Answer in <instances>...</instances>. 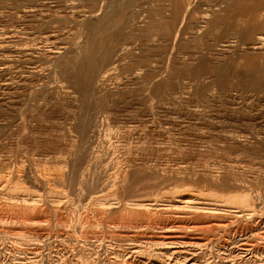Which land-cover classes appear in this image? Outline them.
Instances as JSON below:
<instances>
[{"label": "rangeland", "instance_id": "374dc122", "mask_svg": "<svg viewBox=\"0 0 264 264\" xmlns=\"http://www.w3.org/2000/svg\"><path fill=\"white\" fill-rule=\"evenodd\" d=\"M202 1L183 19L195 0H0V264H162L173 241L199 242L212 264L243 243L264 251V225L219 205L249 192L264 223V119L238 112L264 109V90L212 81L234 59L264 82V0ZM27 44L41 46L34 70L17 52ZM76 67L94 74L80 90ZM257 179L260 194L246 188ZM189 195L222 208V225L181 209Z\"/></svg>", "mask_w": 264, "mask_h": 264}, {"label": "bare ground", "instance_id": "6f19581e", "mask_svg": "<svg viewBox=\"0 0 264 264\" xmlns=\"http://www.w3.org/2000/svg\"><path fill=\"white\" fill-rule=\"evenodd\" d=\"M196 2H194V4H191L190 2H188V4L186 5L187 7L184 9V14H183V16H182V18L184 19H187L188 17H190V14H193V15H197V14H205V12L207 11V10H204V9H202L201 8V6H203V1L202 0H195ZM205 1V0H204ZM207 1V0H206ZM210 1V0H209ZM184 2V1H183ZM185 3H186V1H185ZM184 3V4H185ZM209 3V2H208ZM124 4V3H123ZM128 4V3H127ZM183 4V7L185 6ZM261 5V4H260ZM256 6H258V4L256 5ZM206 8H207V6H206ZM171 9H172V7H171ZM147 10V9H146ZM163 10V9H162ZM114 12V11H113ZM111 14H112V12H111ZM136 14H138V13H136ZM168 14H170V13H168ZM159 15V14H158ZM171 15V14H170ZM175 15V14H174ZM161 16H162V14H161ZM164 16V15H163ZM135 17V16H134ZM165 17V16H164ZM195 17V16H194ZM215 17V16H214ZM183 19H180V24H182V22H183ZM169 20V19H168ZM166 21V20H165ZM176 22V21H175ZM211 23V22H210ZM229 24H227L225 27H224V30H223V33L225 32V30H228L229 28H232V25L233 24H231L230 22H228ZM21 24V23H20ZM184 24V23H183ZM194 24V23H193ZM258 25L259 24H257V28H258ZM191 26V27H190ZM187 25V27L186 26H183V27H181V29H177L176 30V32H174V33H171V34H169V36L170 35H173V38L174 39H176L177 37H179L180 35H181V33H180V30H182L183 32L184 31H186L187 29H191L192 27H193V25ZM208 26H211V25H208ZM195 28H197V27H195ZM211 29V28H210ZM222 29V28H221ZM259 29L260 30H264V22L260 25V27H259ZM164 30V29H163ZM169 30V29H168ZM192 30V29H191ZM242 31V30H241ZM259 31V30H258ZM163 32V31H162ZM237 32V31H236ZM243 32V31H242ZM222 33V32H221ZM250 33V32H249ZM261 33H262V31H261ZM237 34V33H236ZM223 35V34H222ZM225 35V34H224ZM238 35H240V37H241V39H240V42L242 43V41H244V39L246 38V35L245 36H243L244 35V32H243V35L242 34H238ZM31 36V35H30ZM3 37V36H2ZM149 37H151V36H149ZM152 37H154V36H152ZM134 38H136V37H134ZM170 38V37H169ZM2 39V38H1ZM43 39V38H42ZM133 39V38H132ZM238 39H239V37H238ZM164 40V39H163ZM256 40H257V43H258V45H257V47H259V48H261V49H264V34H261V35H259L257 38H256ZM29 41H33L32 39H30ZM46 41H47V39H46ZM131 41V40H130ZM140 41V40H139ZM138 41V42H139ZM162 41V40H161ZM255 41V40H254ZM34 42V41H33ZM132 42V41H131ZM239 42V41H238ZM250 42V41H249ZM42 43V42H41ZM125 43V42H124ZM141 43L142 42H140V45H141ZM167 43V42H166ZM184 43H185V41H184ZM251 43V42H250ZM130 44V43H129ZM163 44V43H162ZM169 44V43H168ZM182 44V43H181ZM180 44V45H181ZM256 44V43H255ZM133 45V44H132ZM187 45V44H186ZM189 45V44H188ZM164 46V45H163ZM19 47V46H18ZM120 47V46H119ZM188 47V46H187ZM256 47V48H257ZM133 48V47H132ZM132 48H131V50H132ZM178 48H179V46H178ZM19 49V48H18ZM23 50H22V52H20V50H17V52H18V54H20V55H24L25 57L23 58L24 59V62H28L29 63V68L30 69H33L34 70V68H35V63H37V62H39L38 60H36L35 58L33 59V57H38L39 55H40V52H39V50L41 49V46H39L38 44H33V45H29V44H27V46H25L24 48H22ZM180 49V48H179ZM254 49V48H253ZM258 49V48H257ZM128 51V50H127ZM13 52V51H12ZM15 52V51H14ZM107 52V51H106ZM262 52V51H261ZM141 53H143L142 52V50H140V52L135 56V54L133 55V54H131L130 56L131 57H136L137 59H136V61L134 62V64L132 63V70L133 69H135V70H139V67L141 66V65H139L138 63V59H140L139 57H140V55H141ZM251 53V52H250ZM255 53H258L257 51L255 52ZM254 53V54H255ZM16 54V53H15ZM243 54V53H242ZM245 54H247V53H245ZM253 54V53H252ZM262 54V53H261ZM263 54H264V50H263ZM17 55V54H16ZM19 55V56H20ZM253 57H255L254 55H253ZM19 58V57H18ZM107 58V57H106ZM25 59H26V61H25ZM116 59V58H115ZM121 60V59H120ZM133 60V59H132ZM236 60H234V59H231V60H229V61H227V62H225L224 64H220V65H216L215 66V68H213L214 70V73H213V77H212V81H213V83H214V85L219 89V90H223V89H225L226 87H228L229 85H230V81H231V76H233L232 74H234L237 78H238V83H236V84H234L233 86L234 87H237V88H239L240 90H242V93L243 92H246L247 93V91L249 92V91H255V92H261L262 90H264V82L262 81V77L260 78V65H256V64H246V65H244V66H246V68L245 69H243V70H240V69H238V68H235L234 67V62H235ZM26 62V63H27ZM38 64V63H37ZM83 64V63H82ZM207 64V61H206V59H205V57L204 56H202L201 58H200V60H199V62L197 63V64H195L194 66L192 65V67L191 68H189L188 70H190V72L192 73V75L194 74V75H198V74H200L201 72H202V70H203V68L205 67V65ZM259 64H261V62L259 63ZM28 65V64H27ZM34 65V66H33ZM117 65V64H116ZM176 66V65H175ZM174 66V67H175ZM189 66V65H188ZM191 66V65H190ZM264 66V65H263ZM81 67V66H80ZM172 69V68H171ZM174 69H177V67L176 68H174ZM91 70V69H90ZM88 71V72H86V73H84L85 71H83V69L82 68H75V73H74V75H73V73L70 75V78L72 79V81L73 82H75L74 83V87L76 88V89H78V90H80L81 89V85H87L88 83H89V81H90V79H92L93 78V76H94V74H93V69L91 70V71ZM180 70V69H179ZM130 71V70H129ZM141 71V70H140ZM172 71V70H171ZM181 71V70H180ZM204 73H205V71H204ZM170 77H172L173 76V71L172 72H170ZM191 75V76H192ZM183 76V75H182ZM190 78H192V77H190ZM200 78H201V76H200ZM195 80V79H194ZM197 80V79H196ZM233 80V79H232ZM192 81V80H191ZM73 84V83H72ZM5 88V87H4ZM201 88V87H200ZM207 88V87H206ZM205 88V89H206ZM202 89V88H201ZM234 89V88H233ZM198 90V89H197ZM207 90V89H206ZM230 90V89H229ZM236 91H238L237 89H236ZM252 93V92H251ZM254 93V92H253ZM254 98H255V96H253ZM259 97V96H258ZM262 98V97H261ZM264 98V97H263ZM251 100V99H250ZM257 100V99H256ZM246 101V100H245ZM226 102V101H225ZM259 102H260V100H259ZM253 103V102H252ZM255 103V105H256V103H258V102H254ZM253 103V104H254ZM261 103V102H260ZM230 104V103H229ZM243 104V103H242ZM246 104V103H245ZM244 104V105H245ZM248 104H251V103H248ZM252 104V105H253ZM264 104V103H263ZM243 105V106H244ZM254 105V106H255ZM262 106H264V105H262ZM223 107V106H222ZM203 108V107H202ZM256 108V107H255ZM239 110H242L243 111V113H245V114H247L246 116H244V118H242V120L241 121H245V120H247V122H248V120H254V119H258L259 117L261 118V116H263L262 118L264 119V109L263 108H259V106H258V108H256V109H254L253 107H251V106H246V107H244V108H242V107H238V112H239ZM253 112H254V114H253ZM242 112L240 111V113L239 114H241ZM249 114V115H248ZM243 117V116H242ZM259 118V119H260ZM261 120V119H260ZM242 124V123H241ZM246 124V123H245ZM252 125V124H251ZM247 126H249V125H247ZM78 127V126H77ZM243 129V128H242ZM259 130V129H258ZM261 149H263V148H261ZM260 149V150H261ZM235 156V155H234ZM252 157H253V155H252ZM251 158V157H250ZM257 158V157H256ZM253 159V158H252ZM225 161V160H224ZM223 161V162H224ZM254 161V160H253ZM226 163H227V161H226ZM233 163V162H232ZM240 163V162H239ZM247 163V162H246ZM241 165V164H240ZM243 165V164H242ZM254 165V164H253ZM260 165V164H259ZM246 166V165H245ZM264 166V165H263ZM232 167V166H231ZM262 167V166H261ZM258 168V167H257ZM236 169V168H235ZM251 170V169H250ZM254 170H255V168H254ZM261 171V170H260ZM240 172V171H239ZM256 172V171H255ZM263 172V171H262ZM257 174V173H256ZM249 175V174H248ZM259 175V174H258ZM260 176H261V174H260ZM256 177V176H255ZM225 178V177H224ZM235 178V177H234ZM253 180V179H252ZM222 181H223V179H222ZM221 182V181H220ZM222 183V182H221ZM254 183V182H253ZM260 183H262V179H257V183H256V186H250V184H245V185H247L246 186V188H248L247 190L248 191H254L253 193H255L256 192V194H260V186H261V184ZM226 184V183H225ZM207 185V184H206ZM249 186V187H248ZM234 187V186H233ZM263 187V186H262ZM245 187H243V185H242V187L241 186H238V189H240V191H243V193H244V191L246 192V189H244ZM231 189V188H230ZM242 189V190H241ZM196 193V192H195ZM236 193V192H235ZM191 195V194H190ZM189 195V196H190ZM264 195V194H263ZM200 196V195H199ZM252 196V195H251ZM250 196V193L248 192H246L245 194H243L241 197H239L238 199H232L231 197L229 198V199H227V200H225V201H221V203L219 204V202H215L216 204H219L221 207H224V208H226L227 209V211L226 212H228V214H229V211H228V209H230V210H232L231 208H235V209H233L232 211H230V213L231 214H233L232 212H235V214L237 215V218H242L243 219V217H247V220H250L251 222H253L252 224H254V226H256V227H258V226H260V225H264V223L262 222V216H260V214H259V212H257V209H256V206H255V204H254V202H253V200H252V197ZM261 195H259V197H260ZM196 197V196H195ZM194 196H190V197H187L186 199H184L181 203H182V206H180V207H182L181 209H184L188 214L190 213V214H192V215H196L197 214V212H199V211H202L201 213H203L204 212V215H205V219H208L209 221H207V222H212V224H215L216 226L218 225V222H219V220H216L217 218H218V215H219V213L222 211V208L221 209H219L218 207H216L217 205H215V203H214V205H215V207L213 208V209H201L199 206H194L193 204L194 203H197L195 200H196V198H195ZM207 197V196H206ZM208 198V197H207ZM256 198V199H255ZM261 198V197H260ZM260 198H258V199H260ZM15 199V198H14ZM197 199H198V197H197ZM254 199L255 200H257V195H256V197H254ZM37 200V199H36ZM198 201V200H197ZM211 201V200H210ZM213 201V200H212ZM38 202H39V200H38ZM95 202V201H94ZM142 202V201H141ZM35 203V201L33 202V204ZM111 203V202H110ZM205 203V202H204ZM31 204H32V202H31ZM97 204V203H96ZM200 204V203H199ZM207 205H208V203H207ZM218 205V206H219ZM32 206V205H31ZM50 206V205H49ZM134 206H136V207H140V208H148V206L146 205V204H142V203H137V204H134ZM212 206H213V204H212ZM206 207V206H205ZM34 208V207H33ZM225 211H223L222 213H224ZM235 216V215H234ZM236 217V216H235ZM219 218H222V217H219ZM224 218V217H223ZM244 218V219H245ZM225 219V218H224ZM243 219V220H244ZM221 220V219H220ZM246 220V219H245ZM256 220V221H255ZM225 221H227V220H225ZM230 221V220H229ZM239 222H241V221H239ZM228 223V225H230L229 223L230 222H227ZM226 223V224H227ZM224 224V223H223ZM220 225H222V224H220ZM220 225H218V226H220ZM225 225V224H224ZM223 225V226H224ZM228 225H226V226H228ZM222 227V226H221ZM225 227V226H224ZM135 229V228H134ZM254 233V232H253ZM163 234V233H162ZM138 235V234H137ZM164 235V234H163ZM178 235V234H177ZM143 236V235H142ZM46 238V237H45ZM180 238V237H179ZM259 239V238H258ZM148 240V239H147ZM234 240V239H233ZM242 241V240H241ZM146 242V241H145ZM195 242V241H194ZM164 243V242H163ZM162 243V244H163ZM170 243V242H169ZM199 242H197V243H193V242H175L174 243V241L173 242H171L170 244H175V246H177L178 248L177 249H173V250H167V251H164L163 252V254H164V260H163V263L162 264H198V260H199V258H201V253H203L202 251H200V246H202L200 243L198 244ZM205 243V242H204ZM209 243V242H208ZM213 243V242H212ZM161 244V243H160ZM166 244V243H165ZM169 244V245H170ZM248 244H249V242H248ZM248 244H242L241 246L243 247H241L240 246V249L242 250L241 252H235L236 254H234V255H232V254H229V253H227V254H222L221 253V255L220 254H218V252L216 253V257L218 258L217 259V261L220 263V264H226V263H229V264H257L259 261H260V263L259 264H264V251L262 250V251H259L258 249H256L255 247H254V245H248ZM182 245H187V246H194V247H196V246H198L199 247V251H198V253H193V252H191L190 253V251H188V250H185L186 248H181V247H183ZM205 244H203V246H204ZM220 245V244H219ZM156 246V245H155ZM161 246V245H160ZM206 246V245H205ZM205 246L204 247H201V250H202V248H205ZM228 246V245H227ZM248 246V247H247ZM186 247V246H185ZM218 247V246H217ZM175 248V247H174ZM210 248V247H209ZM237 248V247H236ZM198 249V248H197ZM208 249V248H207ZM211 249V248H210ZM218 249H220V248H218ZM218 249H216V250H218ZM223 249V248H222ZM229 249V248H228ZM239 249V247H238V250H240ZM195 250V249H194ZM192 251V250H191ZM209 251V250H208ZM211 251V250H210ZM210 251H209V253H207V252H204L203 254V256H206L205 255V253H207V258H205V261H204V264H212L211 262H212V254L214 255V253H212L211 255H210ZM224 251V250H223ZM236 251V250H235ZM219 252H221V251H219ZM226 252H228V251H226ZM225 252V253H226ZM259 252V253H258ZM162 254V253H161ZM160 254V255H161ZM129 255V254H128ZM201 255V256H200ZM218 255H220V256H218ZM223 255V256H222ZM260 256H262L261 258H263V259H260ZM134 257V256H133ZM204 258V257H203ZM133 259V258H132ZM160 259V258H159ZM161 260V259H160ZM132 262V261H131ZM202 262V261H201ZM216 262V261H215ZM159 263V262H158ZM160 263H161V261H160ZM214 263V262H213ZM202 264V263H201ZM216 264H217V262H216Z\"/></svg>", "mask_w": 264, "mask_h": 264}]
</instances>
